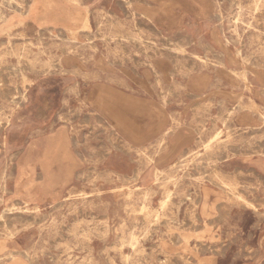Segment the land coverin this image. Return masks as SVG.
<instances>
[{
  "label": "rangeland",
  "instance_id": "1",
  "mask_svg": "<svg viewBox=\"0 0 264 264\" xmlns=\"http://www.w3.org/2000/svg\"><path fill=\"white\" fill-rule=\"evenodd\" d=\"M0 264H264V0H0Z\"/></svg>",
  "mask_w": 264,
  "mask_h": 264
},
{
  "label": "bare ground",
  "instance_id": "2",
  "mask_svg": "<svg viewBox=\"0 0 264 264\" xmlns=\"http://www.w3.org/2000/svg\"><path fill=\"white\" fill-rule=\"evenodd\" d=\"M140 24H141V23H140ZM151 26H152V25H151ZM63 51H64V50H63ZM242 73H243V72H242ZM236 75H237V74H236ZM242 79H243V78H242ZM97 122H98V121H97ZM102 122H103V120H102ZM215 135H216V134H215ZM108 137H109V136H108ZM111 144H112V143H111ZM197 167H198V166H197ZM259 198H260V197H259ZM255 199H256V198H255ZM261 202H262V201H261ZM9 216H10V215H9ZM153 222H154V221H153ZM153 222H152V223H153ZM199 244H200V243H199ZM200 250H201V249H200ZM21 252H22V251H21ZM21 252H20V253H21ZM45 254H46V253H45ZM36 260H37V259H36Z\"/></svg>",
  "mask_w": 264,
  "mask_h": 264
}]
</instances>
